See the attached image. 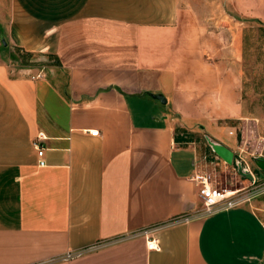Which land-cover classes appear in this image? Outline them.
<instances>
[{"label": "crops", "instance_id": "0c3cea01", "mask_svg": "<svg viewBox=\"0 0 264 264\" xmlns=\"http://www.w3.org/2000/svg\"><path fill=\"white\" fill-rule=\"evenodd\" d=\"M244 16L264 25V0H0V264H264V192L201 215L194 179L264 177Z\"/></svg>", "mask_w": 264, "mask_h": 264}, {"label": "rangeland", "instance_id": "374dc122", "mask_svg": "<svg viewBox=\"0 0 264 264\" xmlns=\"http://www.w3.org/2000/svg\"><path fill=\"white\" fill-rule=\"evenodd\" d=\"M240 18L244 19L243 22L245 23L243 32L242 98L246 111L262 118L264 117V25L249 16ZM9 55L10 62L12 64L16 63L18 66L34 64L33 66H38L40 70H43L45 65H60L58 57L53 54H47L45 57L32 55L22 61L19 56L20 51L16 47L9 49ZM252 169L254 171L253 166ZM237 171L235 168L220 170L216 176L215 174L212 175L211 181L219 189L234 190L242 188L247 183L243 182L244 178ZM262 173L264 174V171Z\"/></svg>", "mask_w": 264, "mask_h": 264}, {"label": "built area", "instance_id": "2783aa9c", "mask_svg": "<svg viewBox=\"0 0 264 264\" xmlns=\"http://www.w3.org/2000/svg\"><path fill=\"white\" fill-rule=\"evenodd\" d=\"M36 77H40V74H37ZM91 134H97L98 130L92 129L89 130ZM45 138V135L42 131L37 133L36 140L33 141V146L36 150V155L38 159V165L43 166L45 164L44 160V146L39 140ZM264 141V140H263ZM264 155L260 154V157ZM242 167V172L244 174H250L248 183L239 189L227 190L219 189L212 185L211 176L209 173H200L194 176L195 181L199 184L198 196L201 201V210L200 214H210L211 212L220 209V208H230L243 201L249 200L252 194H259L264 192V177L256 178L252 171L248 167ZM192 218V215H184L181 218L178 217L175 220L182 219L187 221ZM155 227H148L141 230V234L146 241V246L148 249L158 250L160 248L157 237L154 234ZM99 245H90L84 248L77 250H67L62 253L57 259L68 261L82 256L83 254L95 249Z\"/></svg>", "mask_w": 264, "mask_h": 264}, {"label": "water", "instance_id": "95a60500", "mask_svg": "<svg viewBox=\"0 0 264 264\" xmlns=\"http://www.w3.org/2000/svg\"><path fill=\"white\" fill-rule=\"evenodd\" d=\"M3 42V44H5V42L4 41H2ZM152 95V97H154V98H156V99H158V100H161V102H164L165 101V99H164V97L163 96H161V95H156V94H151ZM215 148H216V150H219V148H217L216 146H215ZM220 152V151H219ZM256 166L259 168V169H261V170H264V158H258L257 160H256ZM238 171H239V173H241V174H243L244 176H246L247 174H244L243 172H242V167H241V164H240V162H238ZM248 176H250V174H248Z\"/></svg>", "mask_w": 264, "mask_h": 264}, {"label": "trees", "instance_id": "16d2710c", "mask_svg": "<svg viewBox=\"0 0 264 264\" xmlns=\"http://www.w3.org/2000/svg\"><path fill=\"white\" fill-rule=\"evenodd\" d=\"M17 49H18V51H20V55L19 56L21 57L22 61L26 60L27 58L32 56V53H30V52L22 51L19 48H17Z\"/></svg>", "mask_w": 264, "mask_h": 264}]
</instances>
